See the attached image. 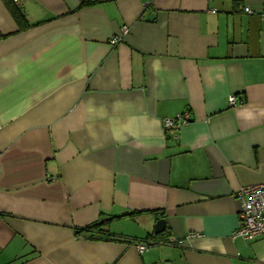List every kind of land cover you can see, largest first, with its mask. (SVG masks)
<instances>
[{
	"label": "crops",
	"instance_id": "obj_1",
	"mask_svg": "<svg viewBox=\"0 0 264 264\" xmlns=\"http://www.w3.org/2000/svg\"><path fill=\"white\" fill-rule=\"evenodd\" d=\"M256 184L264 0H0V264H264Z\"/></svg>",
	"mask_w": 264,
	"mask_h": 264
},
{
	"label": "built area",
	"instance_id": "obj_2",
	"mask_svg": "<svg viewBox=\"0 0 264 264\" xmlns=\"http://www.w3.org/2000/svg\"><path fill=\"white\" fill-rule=\"evenodd\" d=\"M245 12L250 11L245 8ZM120 35L127 33L124 26L120 31ZM116 39H111L110 44L115 45ZM228 105L237 106L242 104V100H236L233 95L227 98ZM190 121L188 112L175 115L172 118H164L162 124L166 130L176 131L181 126L186 125ZM239 201V225L232 233V237L242 239L263 238L264 239V184L248 185L238 189L235 194ZM161 243V242H160ZM164 244L173 245L174 240L168 239L162 241ZM154 241L136 242L134 248L138 253H142L151 247Z\"/></svg>",
	"mask_w": 264,
	"mask_h": 264
},
{
	"label": "trees",
	"instance_id": "obj_3",
	"mask_svg": "<svg viewBox=\"0 0 264 264\" xmlns=\"http://www.w3.org/2000/svg\"><path fill=\"white\" fill-rule=\"evenodd\" d=\"M89 4H91V3L87 2V1H82L80 3V7H82L84 5H89ZM10 12H11L12 16L14 17V19L16 20V22L18 23V26L20 29L27 26V24L25 23V20L23 19L22 15L20 14L19 10L16 9L15 11H13L12 9H10ZM98 227H99V223L92 225L91 227L86 229V231L89 232L92 229L98 230L99 229ZM95 238H98V236H95Z\"/></svg>",
	"mask_w": 264,
	"mask_h": 264
},
{
	"label": "water",
	"instance_id": "obj_4",
	"mask_svg": "<svg viewBox=\"0 0 264 264\" xmlns=\"http://www.w3.org/2000/svg\"><path fill=\"white\" fill-rule=\"evenodd\" d=\"M164 228H165L164 220H162V219L157 220L155 225H154L153 232H154V234L161 233L164 230Z\"/></svg>",
	"mask_w": 264,
	"mask_h": 264
}]
</instances>
